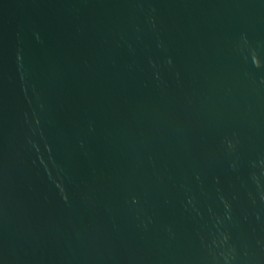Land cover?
Listing matches in <instances>:
<instances>
[{"label": "water", "instance_id": "1", "mask_svg": "<svg viewBox=\"0 0 264 264\" xmlns=\"http://www.w3.org/2000/svg\"><path fill=\"white\" fill-rule=\"evenodd\" d=\"M0 264H264V0H0Z\"/></svg>", "mask_w": 264, "mask_h": 264}]
</instances>
